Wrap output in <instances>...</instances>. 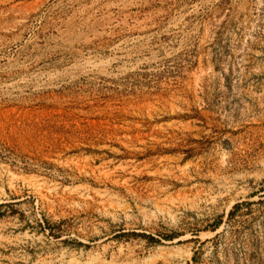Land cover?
Masks as SVG:
<instances>
[{
    "label": "rangeland",
    "instance_id": "rangeland-1",
    "mask_svg": "<svg viewBox=\"0 0 264 264\" xmlns=\"http://www.w3.org/2000/svg\"><path fill=\"white\" fill-rule=\"evenodd\" d=\"M2 224L0 264H264V0H0Z\"/></svg>",
    "mask_w": 264,
    "mask_h": 264
},
{
    "label": "bare ground",
    "instance_id": "bare-ground-1",
    "mask_svg": "<svg viewBox=\"0 0 264 264\" xmlns=\"http://www.w3.org/2000/svg\"><path fill=\"white\" fill-rule=\"evenodd\" d=\"M8 227H10L12 229H16L18 227V224H13V226L2 224V226H0V231H5V232L11 233L12 231H9Z\"/></svg>",
    "mask_w": 264,
    "mask_h": 264
},
{
    "label": "trees",
    "instance_id": "trees-1",
    "mask_svg": "<svg viewBox=\"0 0 264 264\" xmlns=\"http://www.w3.org/2000/svg\"><path fill=\"white\" fill-rule=\"evenodd\" d=\"M239 205H241L240 203H237V204H235L234 206H233V210L230 212V215H231V213H233V211L235 210V209H237V207L239 206Z\"/></svg>",
    "mask_w": 264,
    "mask_h": 264
}]
</instances>
